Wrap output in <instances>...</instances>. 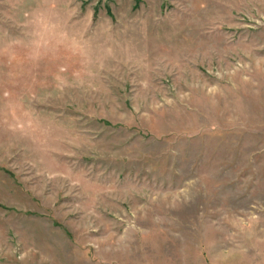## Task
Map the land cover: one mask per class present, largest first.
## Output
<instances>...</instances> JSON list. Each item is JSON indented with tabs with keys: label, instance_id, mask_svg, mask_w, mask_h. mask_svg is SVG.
<instances>
[{
	"label": "rangeland",
	"instance_id": "rangeland-1",
	"mask_svg": "<svg viewBox=\"0 0 264 264\" xmlns=\"http://www.w3.org/2000/svg\"><path fill=\"white\" fill-rule=\"evenodd\" d=\"M0 264H264V0H0Z\"/></svg>",
	"mask_w": 264,
	"mask_h": 264
}]
</instances>
